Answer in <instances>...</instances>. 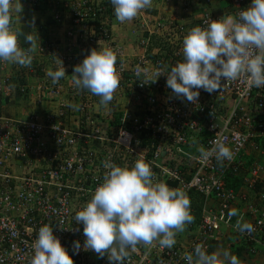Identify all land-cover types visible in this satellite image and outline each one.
Instances as JSON below:
<instances>
[{
	"label": "built area",
	"instance_id": "1",
	"mask_svg": "<svg viewBox=\"0 0 264 264\" xmlns=\"http://www.w3.org/2000/svg\"><path fill=\"white\" fill-rule=\"evenodd\" d=\"M57 1L56 24L64 15L70 18L64 42L42 38L30 67L0 62V264H30L32 244L45 224L54 228L74 264H109L107 256L83 250V224L74 221L103 182L106 158L128 167L138 159L151 162L157 181L183 189L190 201L191 195L199 199L200 211L185 237H176L172 248L138 246L128 264H187L183 257L197 244L211 254L228 234L241 243V264H250L247 258L264 253V164H247L248 156L264 153V87H250L241 78L220 92L200 89L198 101L191 103L175 97L166 74L155 83L136 75L138 69L164 65L170 70L183 60L182 42L190 29L222 17L205 11L192 20L196 0H153V7L134 19L128 46L113 35L110 0ZM224 1L230 9L226 15L252 3ZM99 47L118 54L120 84L107 107L71 81L74 67ZM58 59L66 76L53 84L47 72L57 69ZM15 100L27 101L31 109L9 115L4 106ZM193 139L206 149L222 140L234 158L222 167L214 158L202 162ZM235 179L237 189L230 187ZM233 211L237 215H230ZM241 218L254 231L239 232L235 225Z\"/></svg>",
	"mask_w": 264,
	"mask_h": 264
},
{
	"label": "clouds",
	"instance_id": "2",
	"mask_svg": "<svg viewBox=\"0 0 264 264\" xmlns=\"http://www.w3.org/2000/svg\"><path fill=\"white\" fill-rule=\"evenodd\" d=\"M110 2L120 23L130 22L153 7V0ZM22 11L23 5L17 0H0V62L30 67L34 54L41 47L38 44L41 39L15 26L14 13ZM34 21L35 18L30 27H35ZM22 35L29 45L27 48L20 45ZM182 43V61L170 70L167 65L154 71L138 69L137 77L143 75L147 81L155 83L166 74L167 87L175 97L191 103L198 101L200 89L210 94L220 92L227 82L241 78L246 79L250 87H264V0H252L251 5L237 15H224L207 27L191 28ZM56 64V70L47 72L53 84L66 76L63 61L58 59ZM71 81L76 89L99 97V104L107 107L120 84L117 52L109 47L92 49L82 63L74 67ZM69 106L79 109V105ZM192 143L198 145L195 139ZM197 151L202 162L214 158L221 167L225 160L231 161L235 155L222 140L213 141L207 149L198 145ZM103 167L107 170L103 182L74 216L77 224H83L86 238L83 250L93 251L99 258L107 256L109 264H128L138 246L149 251L157 244L160 248H172L177 235L185 232L195 219L188 194L181 188H171L157 181L151 162L144 159L128 167L106 158ZM230 215H237V212ZM235 228L241 233L254 231V226L242 218ZM73 248L78 254L80 242L76 241ZM32 249L34 255L30 264H74L72 256L54 234V228L48 224L39 229ZM183 258L187 264H241L230 250L209 254L201 244L195 246L194 252L185 253Z\"/></svg>",
	"mask_w": 264,
	"mask_h": 264
},
{
	"label": "rangeland",
	"instance_id": "3",
	"mask_svg": "<svg viewBox=\"0 0 264 264\" xmlns=\"http://www.w3.org/2000/svg\"><path fill=\"white\" fill-rule=\"evenodd\" d=\"M48 2V0H45V4ZM17 3H21L23 5V11L21 14L14 13V20H15V26L20 27L25 34L32 33L36 35L37 37L40 36V39L43 37L39 34L42 32L46 33L50 29H52V25H55V21L53 19V13L44 11L40 8H36V6H31L27 4L24 0H17ZM43 6V5H42ZM44 7V6H43ZM45 8V7H44ZM51 9V8H50ZM35 18L34 24L35 27H30L29 25L32 24L33 19ZM25 36L20 37V43L23 42L25 45H28L27 42L24 41ZM41 40L38 39V42ZM2 103L0 101V107L3 108ZM4 108L7 110L9 115L14 116L25 114L29 109H31L30 105L25 100H15V102H12L10 106H4ZM264 150V146H263ZM250 160L247 161L248 166L253 164L254 162L263 165L264 164V153L263 154H257V155H251ZM191 213H194L196 211V206L199 204V199L195 195H191ZM195 219H197V213L193 215ZM187 235V232H183L177 235V237H185ZM217 243H220L218 248L220 251H223L225 249L230 250L232 254L236 255L239 260L240 258H243V254L239 250L241 248V243L234 238H231V236L228 234L225 237H222L220 240H218ZM216 243V244H217ZM239 249V250H238ZM243 251V250H241ZM254 257V258H253ZM247 258L250 263H256L258 264H264V253L259 251L257 255ZM252 259V262H251Z\"/></svg>",
	"mask_w": 264,
	"mask_h": 264
},
{
	"label": "crops",
	"instance_id": "4",
	"mask_svg": "<svg viewBox=\"0 0 264 264\" xmlns=\"http://www.w3.org/2000/svg\"><path fill=\"white\" fill-rule=\"evenodd\" d=\"M48 2H49V4H48ZM48 2L46 4H45V2L41 3V4H44L45 8L42 5H41V7L39 6L38 8H40L44 11H48L51 14V12H53V9L51 7H49L50 6V0ZM205 11H209V12L214 13L215 15H219L221 17H223L224 15L226 16L227 13H230V9L228 7V4L224 0H212V3L209 5L205 4L202 1L198 2V0H196V4L193 6L191 19L192 20L198 19L199 16ZM65 17L66 18L63 19L62 23L52 25V29H50L46 33L42 32V34L41 33H39V34L44 38H50L53 40H58V41L64 42V38H65V34H66L65 29H66V26L68 27V24H70V18L68 16H65ZM110 19H111V26H112L113 35L116 38H118L120 41L127 44L128 46L131 45L133 37H134V34L132 33L134 28H135L134 20H132L130 22L120 23L115 18L114 8L112 9V14L110 16ZM247 159L250 160V157H247ZM219 244L220 243H217L215 245L214 252L220 251V249L218 248ZM250 257H253V256H250ZM240 260H241V258H240ZM251 262H252V259H251ZM254 263L258 264V262L256 263V261H254ZM250 264H253V263H250Z\"/></svg>",
	"mask_w": 264,
	"mask_h": 264
},
{
	"label": "trees",
	"instance_id": "5",
	"mask_svg": "<svg viewBox=\"0 0 264 264\" xmlns=\"http://www.w3.org/2000/svg\"><path fill=\"white\" fill-rule=\"evenodd\" d=\"M49 1V0H48ZM43 2H45V0H43ZM58 1L57 0H50V6L49 7H51L52 9L55 7V5H56V3H57ZM48 4H49V2H48ZM41 5H43L44 6V4H40V5H37L36 6V8H38L39 6L41 7ZM60 8V7H59ZM57 9H55L54 11H56ZM53 17V16H52ZM64 18H66L65 17V15H64ZM63 18V19H64ZM55 21V20H54ZM62 22H63V20H62ZM56 23V22H55ZM44 38V37H43ZM239 185H240V183H239V179H235V181L232 183V184H230V187H233V188H238L239 187ZM196 213H198L199 211H200V207H199V204L196 206ZM243 248L241 247L240 248V250H239V253L241 252V250H242Z\"/></svg>",
	"mask_w": 264,
	"mask_h": 264
}]
</instances>
